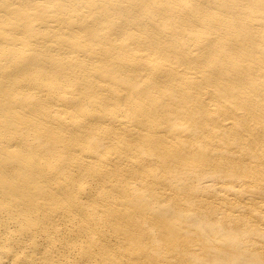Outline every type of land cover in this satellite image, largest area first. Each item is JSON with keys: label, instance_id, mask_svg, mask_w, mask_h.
<instances>
[{"label": "bare ground", "instance_id": "1", "mask_svg": "<svg viewBox=\"0 0 264 264\" xmlns=\"http://www.w3.org/2000/svg\"><path fill=\"white\" fill-rule=\"evenodd\" d=\"M0 264H264V0H0Z\"/></svg>", "mask_w": 264, "mask_h": 264}]
</instances>
